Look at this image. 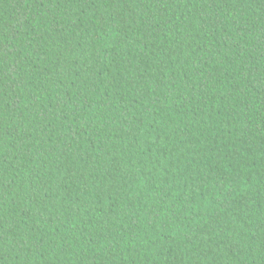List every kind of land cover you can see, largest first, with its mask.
I'll return each instance as SVG.
<instances>
[{
	"label": "trees",
	"instance_id": "trees-1",
	"mask_svg": "<svg viewBox=\"0 0 264 264\" xmlns=\"http://www.w3.org/2000/svg\"><path fill=\"white\" fill-rule=\"evenodd\" d=\"M0 264H264V0H0Z\"/></svg>",
	"mask_w": 264,
	"mask_h": 264
}]
</instances>
